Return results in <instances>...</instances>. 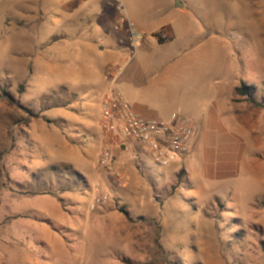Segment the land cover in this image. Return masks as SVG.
Instances as JSON below:
<instances>
[{
    "label": "rangeland",
    "instance_id": "rangeland-1",
    "mask_svg": "<svg viewBox=\"0 0 264 264\" xmlns=\"http://www.w3.org/2000/svg\"><path fill=\"white\" fill-rule=\"evenodd\" d=\"M121 1L0 0V264H264V108L236 93L264 96V0ZM108 82L137 113L195 122L189 155L100 168ZM52 165L75 191L31 194Z\"/></svg>",
    "mask_w": 264,
    "mask_h": 264
},
{
    "label": "built area",
    "instance_id": "built-area-1",
    "mask_svg": "<svg viewBox=\"0 0 264 264\" xmlns=\"http://www.w3.org/2000/svg\"><path fill=\"white\" fill-rule=\"evenodd\" d=\"M120 4L121 0H114ZM116 77L119 69L111 68ZM102 153L99 167L119 179L125 178L123 169L113 164L118 149L144 150L159 166H170L184 155H189L198 135V126L192 120L173 114L167 119L150 118L132 110L122 94L113 86L102 102ZM107 195L95 198L105 203Z\"/></svg>",
    "mask_w": 264,
    "mask_h": 264
},
{
    "label": "trees",
    "instance_id": "trees-1",
    "mask_svg": "<svg viewBox=\"0 0 264 264\" xmlns=\"http://www.w3.org/2000/svg\"><path fill=\"white\" fill-rule=\"evenodd\" d=\"M169 39H170L169 36L163 35V34H161L158 38L160 43H165ZM21 90H23V88H21ZM253 90H254L253 87L246 86L244 84L241 87L236 88V93L239 94L240 96L247 98V100L250 101L253 105L264 108V96L260 100H257L256 97H254L253 95L254 94ZM3 92L7 96L9 95L6 89H4ZM36 117L39 118V116H36ZM30 119L31 118H28L21 122L28 124L30 122ZM47 123H51V121L47 120ZM29 147L33 149L34 146H32L30 143ZM125 150L126 149L121 148L115 151L114 159H113L114 165H115V161L118 156L117 155L118 152H125ZM73 172L74 171L72 167L65 166V169L61 172L60 168H56L54 165H52L48 167L46 170H40L39 173L37 174L34 173V176H32L31 180H28L27 188H29L30 193L35 196L52 195L54 197H57L58 192L56 189H59L58 191H64V192L68 190L75 191L74 189H76L77 187L76 178L78 177L76 176L75 173L73 174ZM79 181H81V178H79ZM126 213L128 214V212Z\"/></svg>",
    "mask_w": 264,
    "mask_h": 264
},
{
    "label": "crops",
    "instance_id": "crops-1",
    "mask_svg": "<svg viewBox=\"0 0 264 264\" xmlns=\"http://www.w3.org/2000/svg\"><path fill=\"white\" fill-rule=\"evenodd\" d=\"M86 42V41H85ZM88 48H90V50H92V51H97V50H99V51H101L102 53H105L106 55H111V56H113V54L112 53H108V52H106L107 50H105L103 47H99V45H97L96 43L95 44H92L91 46H89ZM53 51H55V50H53ZM58 54H60V53H58V51H56V52H53V54H52V61L53 62H56V59H57V61H58ZM66 55H67V57H68V53H66ZM105 68H104V70H103V78H104V81L106 82V77H105V75H106V73L107 72H109V70L111 69V68H113L112 66H111V64L109 63V64H107V65H105L104 66ZM117 69H119L120 71H121V69L120 68H117ZM66 72H67V69H66ZM67 75H70V72H69V70H68V74ZM110 86H109V82H108V84H106V89L104 90V94H103V100H104V98H105V96H106V94H107V92H108V88H109ZM144 113H146L145 111H144ZM38 123V120L37 119H30V122H29V124H28V126H29V128H28V130L30 131V135H29V142L31 143V145L32 146H34L33 147V149L31 148V150H34V151H36V152H38V150H39V148H45L46 146H47V143H48V141H45V143L44 144H42L41 142H43V141H41L39 138V135L37 134V131L35 132V128H36V126H37V123ZM46 149V148H45ZM46 151V150H45ZM47 154H48V152H47ZM49 155V157H54V156H50V153L48 154ZM67 158L68 157H62V158H58V159H55V158H51V159H55V160H60V162L61 163H63V162H68L67 161Z\"/></svg>",
    "mask_w": 264,
    "mask_h": 264
},
{
    "label": "water",
    "instance_id": "water-1",
    "mask_svg": "<svg viewBox=\"0 0 264 264\" xmlns=\"http://www.w3.org/2000/svg\"><path fill=\"white\" fill-rule=\"evenodd\" d=\"M177 2L179 3L178 4L179 7H183V5H180L181 3L179 2V0H177Z\"/></svg>",
    "mask_w": 264,
    "mask_h": 264
}]
</instances>
